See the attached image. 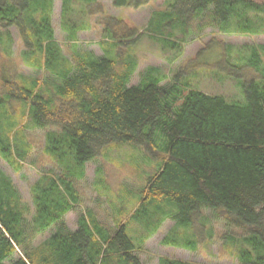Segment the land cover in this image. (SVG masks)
<instances>
[{"label": "trees", "instance_id": "16d2710c", "mask_svg": "<svg viewBox=\"0 0 264 264\" xmlns=\"http://www.w3.org/2000/svg\"><path fill=\"white\" fill-rule=\"evenodd\" d=\"M94 1L61 0V25L69 40L84 27L72 20L74 4ZM112 1L137 7L148 0ZM52 10L53 0H0V28L6 33L4 45L0 37V57L8 60L0 63V124L4 117L16 129L10 131L15 141L0 130V157L20 169L29 148L24 130L49 127L43 151L59 166V173L45 172L30 187L33 232L57 225L34 250L25 243L27 223L14 205L16 190L0 168V264L11 259L17 245L24 246V255L8 264H142L134 251L143 237L132 238L129 225L150 234L171 218L175 227L163 243L192 249L195 240L187 229L203 209L242 229L240 237L229 235L226 241L240 264H264L262 46H250L244 59L227 62L236 74L243 67L254 72L238 79L240 96L207 93L192 85V77L182 82L180 73L163 84L154 66L129 84L137 65L130 48L124 50L108 32L109 41H101L103 55L74 48L68 57L55 38ZM249 12H264V0H168L150 17L142 35L152 28L149 39L176 48L194 20L200 27L218 24L223 31L232 23L243 32L259 31L261 24ZM10 27L23 40V63L45 72L43 77L15 70ZM15 100L25 105L18 124L13 109L9 112ZM120 143L140 145L158 161L137 205L112 231L90 210L80 213L77 227L69 229L64 215L79 201L74 179L83 177L85 164L106 145ZM97 180L102 183V176ZM123 211L119 208L117 214ZM157 264L197 263L161 256Z\"/></svg>", "mask_w": 264, "mask_h": 264}, {"label": "rangeland", "instance_id": "374dc122", "mask_svg": "<svg viewBox=\"0 0 264 264\" xmlns=\"http://www.w3.org/2000/svg\"><path fill=\"white\" fill-rule=\"evenodd\" d=\"M167 2L168 0H148L137 7L116 6L112 0H96L90 4L76 2L74 4L76 11L71 15L72 20L76 22L80 20L84 27L79 29L75 40H69L67 32L61 25V0H53L52 24L55 38L68 57L73 55L74 48L103 55L101 41H109L106 36L111 32L113 40L119 41L123 49L126 47L124 50L130 48L137 61L129 84L137 83L145 69L154 66L162 74L163 84L171 82L175 75L180 73L183 75L182 82L192 77V85L207 93H220L227 97L240 96L238 79L250 78L254 72L243 67L239 74H236L238 72L233 71L228 63L237 58L244 59L250 46H262L259 51L262 53L261 59L264 63V12L248 13L253 21L261 24L260 30L256 32L237 30L233 23L229 31L221 30L218 24L200 27V23L194 20L189 24L188 34L178 41V47L169 48L147 37L154 33L152 28L149 30L152 33L142 35L153 13L163 10ZM79 9L83 12H79ZM9 30L14 41L10 58L15 70L43 77L45 72L35 71L23 63L20 55L25 47L23 40L16 27H10ZM0 37L4 45L6 33L2 28ZM1 59L8 61L3 56L0 57V63ZM238 62L241 63L240 60ZM24 106L20 101L17 103V100L10 104L9 112L12 113V108L13 118L17 124ZM1 122V131L9 134L11 130H16L9 127L8 120L4 117ZM50 129L28 127L24 130V138L29 148L20 169H13L0 157V168L10 178L17 193L14 205L27 223L25 243L29 250L41 246L57 229L55 224L43 231L33 232L32 229L35 205L30 187L45 172L59 173V166L43 151L45 134ZM11 133L8 136L15 141L16 137ZM157 165L158 161L140 145L129 143L106 145L101 155L85 164L83 177L74 179L79 201L75 209L64 215L67 227L74 230L77 227L78 215L90 210L110 231L115 229L121 221L129 218L128 213L137 205L138 194L145 187L147 178L155 172ZM98 176H102L104 184L97 180ZM96 180L100 187L96 185ZM119 208L124 209L121 216L117 214ZM129 226L131 227L129 235L132 238L143 237V240L136 241L139 247L134 251L142 264H157L161 256L197 264H240L235 253L229 251L226 241L229 235L240 237L242 229L227 224L223 216L212 215L208 209H203L194 218L190 230L187 229L188 234H192L195 240V247L192 249L163 243L164 236L175 227L171 218H166L150 234L136 224ZM185 241L183 239V242ZM24 251L23 245H17L6 264L18 256H23Z\"/></svg>", "mask_w": 264, "mask_h": 264}]
</instances>
